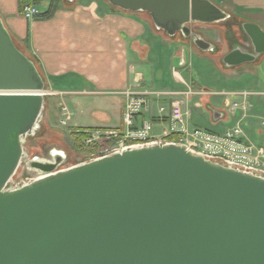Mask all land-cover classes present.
Wrapping results in <instances>:
<instances>
[{"label":"water","instance_id":"water-1","mask_svg":"<svg viewBox=\"0 0 264 264\" xmlns=\"http://www.w3.org/2000/svg\"><path fill=\"white\" fill-rule=\"evenodd\" d=\"M73 1V0H71ZM148 12L155 27L181 33L198 49L215 43L190 24L232 17L212 0H107ZM241 28L227 67L264 54V29ZM189 48L173 67L189 62ZM46 80L0 16V264H264V176L207 159L179 143L130 147L68 168L56 148L28 157L24 141L39 127ZM224 116L213 110V118ZM22 162L27 176L10 181Z\"/></svg>","mask_w":264,"mask_h":264},{"label":"crops","instance_id":"crops-1","mask_svg":"<svg viewBox=\"0 0 264 264\" xmlns=\"http://www.w3.org/2000/svg\"><path fill=\"white\" fill-rule=\"evenodd\" d=\"M248 1L252 3V0ZM260 1L264 4V0ZM44 2L47 9L50 0H44ZM37 6L41 12L45 10L41 9L39 5ZM112 11L110 14L101 15L100 0H59L57 9L50 17L37 18L35 16L33 19H26L20 12L18 0H0V16L14 40L26 43L34 57L39 61V70L46 80V89L47 85H49L50 91L57 94L58 92H65L66 94L91 95L90 97L87 96L85 100L94 104L100 98V108L104 105L110 106L111 109H100V125L88 126L89 128H115L121 126L125 98L118 92L129 85H137L136 78H141L137 72L145 71L143 68H138L139 52L144 55V58L150 56L152 61L159 56L160 63L163 64L168 54V46H165L166 43L161 41L160 36L156 40L157 42L153 43V35L155 33L151 25H147V23L142 22L137 17L114 15ZM261 14L262 16L260 15L257 18H247L264 26V12ZM122 23L125 24L124 32H121L120 29ZM224 23L225 21L216 23L213 26L220 29ZM206 38L214 42L218 40H213L211 37ZM192 45L205 58L209 55L218 58L217 55L221 53V49L220 51L216 49L213 52H204L193 43ZM184 47L181 48V53H171L172 61L174 56H183ZM226 51L220 58L222 69L227 72L226 82L229 84L232 82V85L234 83L237 84L240 82L238 77L243 74L242 70L239 71V69L244 64L234 67L225 66L222 58ZM193 58L194 53L191 50L189 62L185 67L190 63L192 64ZM139 62L146 65L145 59H140ZM257 62L258 67L264 69V58L258 59ZM213 67L217 70L218 66L215 64ZM62 78H66L67 80L65 81L73 85L74 88L70 90L55 88V81ZM140 80L138 84L143 88L153 90L149 86L144 87L145 85L141 83L144 82L143 79ZM235 91L248 90L246 88H231L229 90L224 88L221 92L233 99L226 97L221 99L222 102L215 100L208 104L212 112L213 110L223 112L224 116L222 118L218 120L213 118L210 127L195 126L189 122L190 126L223 132L240 122L244 129V138L246 140L264 145V90L255 92L252 97L254 107L252 110L246 111V113L241 109L228 111L231 101L235 100L234 96L238 99L236 95L232 94ZM106 95L113 96L114 99L106 100L102 97ZM154 101L157 102L158 100L154 99ZM65 104L68 105L66 102ZM158 106L154 105L150 113H144L141 116L154 118L158 113ZM71 110L73 111L72 108ZM46 116V118H49L48 114ZM249 116L262 119V121L258 120V123L253 121L256 123L253 124L252 119L248 118ZM73 118L71 120L72 126L85 127L73 124ZM115 119L118 123L110 124ZM220 122H224V125ZM168 123L169 119L167 117L164 122L155 120V134H162Z\"/></svg>","mask_w":264,"mask_h":264},{"label":"rangeland","instance_id":"rangeland-1","mask_svg":"<svg viewBox=\"0 0 264 264\" xmlns=\"http://www.w3.org/2000/svg\"><path fill=\"white\" fill-rule=\"evenodd\" d=\"M214 3L220 2L223 7L230 10L233 14H236V18L245 19L247 17L257 18L262 16L261 13L264 12V4L260 0H252L250 3L248 0H212ZM41 9H46L45 2L39 4ZM111 4L107 0H100V13L101 15H107L112 11L110 8ZM261 6V7H260ZM263 7V8H262ZM114 15L120 17L131 16L137 17L147 25H151L154 31L153 43L157 42L156 40L160 39L163 43H166L165 46H168L166 59L163 63H160V57L155 58V60H150L144 58V55H141L139 52L138 59H145L146 65L138 61V68H143L144 72H137L138 76L141 78H136L137 85H140V79H143L144 82L142 85L149 86L156 91H171L176 92L166 96V98L161 97L159 101L155 102V106L160 104L170 103L174 99H184L185 109L188 111V120L191 125L210 127L213 122V112L209 108L208 104L212 101L222 102L221 99L226 97L233 99L227 94L221 92L222 89H245L248 90L251 94L249 96V102H251V109L254 107L253 96L257 90H264V69L258 67V62H252L242 66L239 71L242 70L243 74L240 75V82L233 84L226 82L227 72L222 69L220 58L227 50V43L225 40V30L223 28H217L213 24H204V23H192L190 24L191 28L196 32H201L204 37H211L221 46V53L217 55L218 58L214 56H206L198 52L192 43L187 39H184L181 33H177L173 37H169L167 33L163 30H158L155 28L151 15L148 12H131L121 9L112 11ZM264 19V16H263ZM121 32H124L125 24L122 23ZM207 39V38H206ZM208 40V39H207ZM17 46L23 50L31 58H35L30 47L20 41L14 40ZM183 46L188 47L194 53V58L192 64L190 63L187 67L183 68H173L172 67V54L181 53V48ZM190 50V51H191ZM173 52V53H172ZM172 53V54H171ZM154 59V58H153ZM217 64V70L213 67ZM258 67V68H257ZM258 69V71H257ZM237 75V74H236ZM153 77V78H152ZM66 78L58 79L55 81V88L61 90H70L74 88L73 85L68 84ZM135 85V84H134ZM50 86L47 85L45 95L46 107L44 111V117L40 122L39 127L34 131L32 135H28L24 141V150L28 157H33L35 155L45 156L49 149L56 148V151H62L66 155V160L59 166V168H68L77 163L81 162V159L88 160L92 155H101L106 148L115 142L112 139H105V136L100 139V142H94L87 144L84 141V138L89 134V131H94L98 128H85L88 126H97L100 125V109H111L110 106L104 105L100 108V98L96 103H91L90 101L85 100V98L91 95L84 94H66L61 92L58 94L50 91ZM161 89V90H160ZM183 92V93H177ZM185 92V93H184ZM187 92H190L189 94ZM193 92V93H192ZM119 95V94H117ZM100 97V96H99ZM106 100L114 99L113 96L106 95L102 96ZM234 99L237 98L234 96ZM221 100V101H220ZM67 103L74 111L75 115L72 123L82 127H66L60 124L61 118V104ZM111 104V103H109ZM230 107V106H229ZM228 107V111L231 109ZM95 112V113H93ZM250 113V112H249ZM46 114L49 115V118H46ZM96 115V116H95ZM251 115V113H250ZM252 119V123H258V120L262 119L248 117ZM255 121V122H253ZM111 122V121H110ZM109 122V123H110ZM118 121L112 120L110 124H117ZM221 123V122H220ZM224 125V122L221 123ZM116 128V127H115ZM104 129V128H102ZM111 129V128H106ZM74 133H80L86 135L82 139H77L74 136ZM105 139V140H104ZM27 171L33 172V170L28 169L27 164L22 162L18 167L16 173L11 179V186H17L23 184L26 181Z\"/></svg>","mask_w":264,"mask_h":264},{"label":"built area","instance_id":"built-area-1","mask_svg":"<svg viewBox=\"0 0 264 264\" xmlns=\"http://www.w3.org/2000/svg\"><path fill=\"white\" fill-rule=\"evenodd\" d=\"M40 12L39 7L35 4L25 5L22 10V14L26 19H33ZM118 93L125 98L121 126L109 130L99 128L89 131V134L84 138L87 144L100 142V139L104 136L105 139H112L115 142L107 147L103 154L92 155L88 160L83 161L81 159V162L121 152L130 147H141L153 143H179L185 144L188 149L203 155L207 159L264 176V145L246 140L240 122L223 132L190 126L188 111L185 109L184 99L181 98L172 100L168 105L160 104L158 106L155 120L164 122L167 117L169 123L162 134H155L154 118H144L141 115L151 112L155 103L154 99L159 101L161 97L166 98V96L176 94V92H161L143 88L141 85H129ZM177 93L181 94L183 92ZM46 94L48 93L46 92ZM232 94L236 95L238 99L231 101V111L241 109L246 113L251 107V102H249L251 93L248 91H235ZM73 115L74 112L71 108L62 103L60 124L71 127ZM28 179L29 177L26 180ZM28 182L24 181L23 183Z\"/></svg>","mask_w":264,"mask_h":264},{"label":"flooded vegetation","instance_id":"flooded-vegetation-1","mask_svg":"<svg viewBox=\"0 0 264 264\" xmlns=\"http://www.w3.org/2000/svg\"><path fill=\"white\" fill-rule=\"evenodd\" d=\"M215 3L218 4L220 7H222L223 9H225L226 11L230 12V14L232 15V17L228 18L225 21V23L222 24L223 26H221L225 30L224 35H225V40L227 43V51L225 54H227L232 48L237 47L238 45H241V44L243 46L249 48V50H252L253 46L249 40L248 35H246V33H244V31L242 30L241 23L244 21H253V20H251L249 18H245V19L244 18L243 19L236 18L237 17L236 15H234L231 11H229L228 9L223 7L220 3L216 2V1H215ZM253 22H255V21H253ZM260 26L264 29V26H262V25H260ZM199 33H201V32H199ZM209 41L215 43L217 46V49L220 51L221 46L219 43L214 42L212 40H209ZM263 58H264V54L259 59H263ZM245 64H249V63H245ZM47 157H50V156L45 155V158H47Z\"/></svg>","mask_w":264,"mask_h":264},{"label":"trees","instance_id":"trees-1","mask_svg":"<svg viewBox=\"0 0 264 264\" xmlns=\"http://www.w3.org/2000/svg\"><path fill=\"white\" fill-rule=\"evenodd\" d=\"M59 0H50L49 4H48V7L47 9H45L44 11L40 12L38 15H36L37 18H48L50 17L54 12L55 10L57 9V3H58ZM42 2H44V0H18V5H19V9H20V12L22 13V10H23V7L25 5H29V4H36V5H39L41 4ZM111 9L112 10H117L118 8L111 5ZM23 51V50H22ZM30 57V56H29ZM31 58V57H30ZM37 65L38 69H40L39 67V61L36 59V58H31ZM84 128V127H82ZM86 129L89 128V127H85ZM74 136L77 138V139H82L84 138L86 135L84 134H80V133H74ZM175 138H178V137H175Z\"/></svg>","mask_w":264,"mask_h":264},{"label":"bare ground","instance_id":"bare-ground-1","mask_svg":"<svg viewBox=\"0 0 264 264\" xmlns=\"http://www.w3.org/2000/svg\"><path fill=\"white\" fill-rule=\"evenodd\" d=\"M34 178H35V176H34V177H30V176H29V179L26 180V182H28V181H32Z\"/></svg>","mask_w":264,"mask_h":264}]
</instances>
